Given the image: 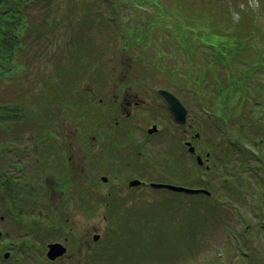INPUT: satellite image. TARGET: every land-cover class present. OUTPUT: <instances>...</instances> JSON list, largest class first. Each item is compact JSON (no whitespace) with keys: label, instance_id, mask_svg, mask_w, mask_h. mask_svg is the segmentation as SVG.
<instances>
[{"label":"rangeland","instance_id":"rangeland-1","mask_svg":"<svg viewBox=\"0 0 264 264\" xmlns=\"http://www.w3.org/2000/svg\"><path fill=\"white\" fill-rule=\"evenodd\" d=\"M96 3L98 11L94 8ZM84 4L88 5L86 16L90 17L92 24L89 26L79 21ZM99 11L101 13L97 15ZM29 12L32 13L35 28L31 26V32L27 30L30 36L8 40L7 48L10 52L16 49L15 53L5 64L0 63V121L3 125L0 139H30L36 131L45 134L52 91L60 95V102L54 103V106L59 109L69 105L80 94V86L76 85V92L72 85L95 71L93 68L97 64L101 66L105 63L99 53L110 57L112 47L127 43V46H133L134 41H145V56L151 62L150 70L170 76L174 81L166 82L164 86L175 87L184 104L197 110L199 123L206 131L202 133V139L213 144H209V149L226 143L229 152L240 155L241 163L235 166L238 176L229 170L227 178L230 177L231 181L226 182L228 187L230 184L238 186L229 188L227 197L232 198V192L236 195L241 193L240 198L251 201V205L264 199V54L258 49L264 46V40L261 42L259 39L264 36V0H52L48 7L35 2ZM245 14L262 29L257 38L258 46L256 43L257 48L245 46L243 50H236L235 45L240 42L231 40L235 54L246 61H239L236 57L233 60L224 59L213 46L216 39L212 40L209 34L215 25L213 22H217L215 28L223 30L226 29L224 22L237 21ZM198 15L203 16V23H198ZM156 19H160L159 24ZM178 26L185 33L180 34ZM39 28L41 32L37 30ZM211 63L218 64L212 67ZM199 69L204 70L200 72ZM10 88H14L15 92ZM56 95L59 96L58 93ZM12 110L13 113H10ZM21 114H24V120H21ZM26 120H31V124H27ZM4 144L7 145L8 141L0 140L1 148ZM167 144L163 141L159 148H165ZM9 155V151L3 153L0 150V209L6 206L9 211H14L9 198H6L7 204L4 203L3 190L21 188L19 177L31 174L34 158L28 156L19 160L13 174L7 169L6 186H3L4 163ZM162 155L166 159V153ZM156 169L159 167L153 169L145 165V178L156 180ZM160 169L165 171L164 166ZM166 169L173 176L172 167ZM215 177L218 178L217 175ZM219 182L223 183L221 177ZM217 183V180L213 182L215 186ZM241 189L244 190L241 192ZM235 199L238 200V197ZM183 200L189 202L190 196L185 198L183 194L166 189L145 187V211L143 213L142 203L137 206L139 213L129 212L128 217L135 218L128 221V226L118 230L117 223L112 229L110 225L107 228L105 223H88L87 230L91 228L103 234L102 242L113 240L121 247L113 256L110 255L112 252L101 254L99 263L210 264L215 261V264H221L223 261V264H229L231 260L233 264H239L241 256L237 252L235 257L232 252L225 253L223 257L217 256L207 253L206 245L211 239L218 244L227 242L229 232L225 226L235 227V230L232 229L238 231L241 224L236 220L232 226L217 223L211 217L213 215L206 213V207ZM23 209L26 215V209ZM230 209V216H254L259 213L258 208L250 206ZM261 211L263 213L264 207ZM1 212L5 221H2L0 231L9 234L7 238H0L1 262L8 264L9 260H14L15 264H46V259L38 255L32 242L22 244L29 236L21 241L25 247L18 248L26 255L11 251L10 247L14 246L10 242L15 235L30 232L31 224L24 221L23 216L20 221L12 223L9 214ZM50 239L51 236H47L45 244ZM6 257L9 259L3 261L2 258Z\"/></svg>","mask_w":264,"mask_h":264},{"label":"flooded vegetation","instance_id":"flooded-vegetation-1","mask_svg":"<svg viewBox=\"0 0 264 264\" xmlns=\"http://www.w3.org/2000/svg\"><path fill=\"white\" fill-rule=\"evenodd\" d=\"M143 34L145 37V26ZM125 45L112 47L110 57L99 53L105 63L97 64L93 68L95 71L72 85L76 92V85L80 86V94L69 105L58 109L52 103L51 93L45 134L36 131L30 139H0L1 142L8 141L0 150L10 152L4 163L1 185L6 186L7 169L13 174L19 160L28 156L34 158L31 174L19 177L21 188L3 190L4 203L7 204L9 198L15 210L9 211L3 206L0 212L9 214L12 223L23 216L24 221L31 224L30 232L15 235L10 242L14 246L10 247L11 251L16 254L22 244L32 242L38 255L46 259V264H100L101 254L112 252L110 255L113 256L121 247L113 240L102 242L103 234L91 228L87 230V224L105 223L112 229L117 223L118 230L128 226V221L135 218L128 217L129 212L139 213L137 206L143 203L144 213L145 187H151L183 194L185 198L190 196L189 202L206 207V213L213 215L211 217L217 223L232 226L236 220L241 224L238 231L226 225L229 240L218 244L211 239L206 245L207 253L223 257L232 252L235 257L237 252L241 256L239 264H264V211H261L264 199L251 205V201L240 198L241 193L232 192L234 196L227 197L229 188L238 186L230 184L228 187L226 182L230 179L228 172L236 170L237 163H241L240 155L229 152L226 143L216 144L210 150L209 144H213L202 139V133L206 131L199 123L197 110L184 104L175 87L164 86L166 82L174 81L170 76L150 70L145 41ZM160 91L170 92L181 102L186 110L184 122H174L169 102ZM163 141L168 143L167 146L159 148ZM145 165L153 169L159 167L155 172L156 180L145 178ZM161 166L165 171L160 169ZM166 167H172L173 176ZM219 177L223 183L219 182ZM153 183L190 190L155 188ZM182 202L189 203L188 200ZM245 206L258 208L261 214L230 216L231 207ZM0 214L1 225L5 216ZM0 232L1 239L9 236L3 230ZM49 235L51 239L45 244ZM25 236L29 237L21 244ZM124 238L128 236L125 234ZM53 244H60L65 252L51 259L48 252ZM19 253L26 255L23 250ZM2 259L5 261L9 257ZM32 259L36 261L34 256ZM213 262L210 264H215ZM8 264H15V261L9 260ZM229 264H233L231 260Z\"/></svg>","mask_w":264,"mask_h":264},{"label":"trees","instance_id":"trees-1","mask_svg":"<svg viewBox=\"0 0 264 264\" xmlns=\"http://www.w3.org/2000/svg\"><path fill=\"white\" fill-rule=\"evenodd\" d=\"M52 0H0V63L5 64L7 61H9V56L14 55L15 50L13 49L11 52L9 51V48H7V41L12 40L14 37V40H20L24 38L25 36H30L29 33L31 26L35 28V22L32 20V13L29 12V9L32 8V4L37 2L38 4H46L47 7L49 6L50 2ZM93 7V6H92ZM94 8L96 11H98V3L94 5ZM88 5H83V13L81 14V18L79 21L82 22V24L85 26H89L90 23V17L87 15ZM97 15L99 12H96ZM102 15V14H101ZM157 17V16H154ZM101 18V17H100ZM107 18H104V20ZM108 20V19H107ZM160 19H156V22L159 24ZM103 21V20H102ZM190 20L187 18V22ZM204 19L202 15H198V23H203ZM216 27L217 22H213ZM226 24V29H218L212 26L210 29L211 39H216V41L213 43V46L216 48V51L219 53L221 57L227 60H233V57H236L239 61H244L245 59L242 56H237L235 54V49L232 47V44L230 43L231 40H238V44L235 45L236 50H243V47H252L257 48L258 46V39L260 35L262 34V29L257 26V24H254L247 16L246 14L242 16L237 21H227L224 22ZM212 24V22H211ZM92 25V24H91ZM178 31L181 33H185V31L178 26ZM39 32H41V29H37ZM258 32V36H256ZM233 34V35H231ZM227 35H231L230 37H226ZM264 36L260 37V41L263 42ZM218 41V42H217ZM254 41V42H252ZM220 42V43H219ZM222 42V43H221ZM257 43V46H256ZM263 45H261L262 47ZM261 53L264 54V46L262 48H258ZM264 58V55H263ZM246 61V60H245ZM244 61V62H245ZM218 63H211L210 66L214 67ZM74 65H76V59L74 58ZM264 67V64H263ZM200 70V69H199ZM204 69H201L203 71ZM232 73V72H231ZM198 78L200 76L198 75ZM226 86V84H225ZM227 87V86H226ZM243 88L245 89L246 86L243 85ZM11 89V88H10ZM13 92H15V89H11ZM24 90V89H23ZM22 90V92H23ZM226 91V89H224ZM19 91V90H18ZM21 92V96L23 95ZM52 102L59 103L60 102V95L57 91H52ZM58 93L59 96L56 95ZM223 97V93H221V98ZM9 110V109H7ZM10 113H13V110L10 111ZM22 119L24 120V114H21ZM27 124H31V120L25 121ZM2 121H0V132H2ZM1 255V254H0ZM0 264H3L0 260Z\"/></svg>","mask_w":264,"mask_h":264},{"label":"water","instance_id":"water-1","mask_svg":"<svg viewBox=\"0 0 264 264\" xmlns=\"http://www.w3.org/2000/svg\"><path fill=\"white\" fill-rule=\"evenodd\" d=\"M160 93L163 94L169 102V111L172 115L174 122L177 124H180V122H184L183 120H184V117L186 116V110H185L184 106L181 104V102L175 96H173L170 92L160 91ZM182 117H183V119H182ZM193 151H194V149H193ZM199 160H200V158H199ZM162 186H165V185L154 184V187H162ZM166 186L169 189L177 190V191L178 190H186V191L190 190V189H186V188L180 187V186H173V185H166ZM64 252H65V249L63 246H61L60 244H53V245H50L48 256H49V258L54 259L55 257L63 254ZM6 256H8V255H6Z\"/></svg>","mask_w":264,"mask_h":264}]
</instances>
